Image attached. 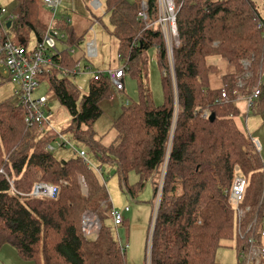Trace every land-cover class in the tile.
I'll return each instance as SVG.
<instances>
[{
	"label": "trees",
	"instance_id": "1",
	"mask_svg": "<svg viewBox=\"0 0 264 264\" xmlns=\"http://www.w3.org/2000/svg\"><path fill=\"white\" fill-rule=\"evenodd\" d=\"M19 1V24L33 29L41 40L48 25L40 18V2ZM157 1L147 0L150 22L157 19ZM175 1L180 35V46L174 50L177 96L162 31L157 25L145 29L138 17L141 0L135 4L105 0L103 16L94 19L104 26V17L109 18L107 32L128 73L138 79L141 97L123 106L112 124L115 133L109 143L104 140L106 134L95 129L104 114L102 103L112 90L107 76L94 75L86 93L72 74L57 70L42 75L40 85L48 82L49 91L70 113L71 121L61 133L98 160L114 163L127 193L139 196L152 181L159 207L151 237V264H216L220 247L235 244L239 253L250 236L261 240L264 224L260 150L235 121L241 102L220 101L224 91L231 99L236 98L235 92L250 94L259 81L264 41L258 26L264 20V6L262 11L256 0ZM54 28L64 32L68 47L57 62L72 69L84 59L76 50L71 52L83 38L68 21L55 23ZM152 47L157 49L163 73L162 105L155 104L144 85L145 55ZM220 59H226L233 72L222 77L221 87L213 88L211 77ZM245 60L251 62L252 76L238 87ZM206 110L215 114L214 120L203 116ZM25 115V106L15 96L0 103V249L12 245L21 259L37 264H128L127 250L122 251L111 229L113 205L98 172L76 152L71 158L57 159L46 148L58 134L48 132L46 126L28 127ZM132 171L139 176L135 184L128 181ZM238 176L246 180V186L236 206L231 192ZM39 182L58 187L57 198L29 197ZM240 210L245 212L241 229ZM86 212L97 215L102 224L97 237L84 235Z\"/></svg>",
	"mask_w": 264,
	"mask_h": 264
},
{
	"label": "rangeland",
	"instance_id": "2",
	"mask_svg": "<svg viewBox=\"0 0 264 264\" xmlns=\"http://www.w3.org/2000/svg\"><path fill=\"white\" fill-rule=\"evenodd\" d=\"M94 0H62L61 5L55 13V21L52 24L54 12L47 6L39 3L40 18L50 27L54 28L55 23L68 21V24L75 29L78 36H82L83 42L79 46L74 45L77 55H86L87 43L97 35L98 56L93 58H87V61L81 60L82 73L72 76V80L81 89L83 93L88 92L89 84L94 75H97L98 70H107L113 66L119 67L121 62L118 59L117 46L110 38L106 28H110V22L108 17H104V26L95 22V18L102 17L104 14V8H95L92 6ZM104 3L105 0H100ZM130 3H138V0H128ZM260 8L263 11L264 0H256ZM0 4L6 7L9 12L17 13L20 10L19 0H0ZM95 32L92 31V28ZM56 29V28H54ZM58 30V29H56ZM61 34L64 32L58 30ZM10 39L17 41L19 36H24L28 42L30 48H32L36 42L37 37L33 29L21 24L13 25L8 29ZM59 51H64L68 47L63 41L57 40ZM145 66L143 70L144 85L150 91L153 101L156 105H162L165 101L164 90L162 85V71L157 60V49L155 47L149 48L145 55ZM245 75L249 74V78L252 76V68L250 63L244 67ZM221 73V68L213 74L214 80L218 79ZM264 74V70L259 72V76ZM258 85V83H257ZM256 85V86H257ZM255 86V87H256ZM18 85H14V82L10 80L6 68L0 64V103L14 97V90ZM35 96H46L48 98V106L50 111L47 112L46 117L50 119V123L55 128L56 132H62L66 130L69 122L71 121L69 111L59 102L57 97L49 91L48 82H42ZM246 96V95H244ZM140 91L138 79L132 74L128 73L125 77V89L121 92L116 91L112 86L111 93L107 99L102 103L104 114L96 122L95 129L101 135L106 134L105 142H110L114 135L112 131V124L115 119L122 112L124 105H130L134 102L140 101ZM260 101V102H259ZM257 103L258 107L254 108L248 113V116L244 114L243 109H240V113L235 117L237 125L246 133L248 137L254 141L259 142V150L262 156L264 164V103L261 97ZM244 107V103H240ZM207 111V110H206ZM211 115V113H210ZM210 115L207 118H210ZM247 118V119H246ZM48 129V126L46 128ZM54 133V131H52ZM51 132V133H52ZM52 133V134H53ZM64 134V133H62ZM69 138V135H65ZM56 145V143H55ZM85 150L92 167L98 172L102 182L105 184L108 196L112 202L114 208L122 212L127 225H121L116 227L112 225V232L116 240L120 242L122 246L129 244V248L126 251L128 264H146L147 263V242L149 237V231L151 227V221L154 215V187L152 181H148L143 191L139 196L132 197L126 192L119 175L117 173V167L114 163H104L96 156L89 152L86 148H83L77 142L71 139V144L67 148H56L52 153L59 159L71 158L76 151ZM139 180V176L136 172L129 173L128 181L130 184H135ZM51 193H55L54 190ZM57 197V194H54ZM129 207V211L125 208ZM258 243L264 247V237ZM235 244L222 246L216 253V264H244L240 259ZM261 264H264V259ZM0 264H37L34 261H25L20 258L17 249L5 244L0 249Z\"/></svg>",
	"mask_w": 264,
	"mask_h": 264
},
{
	"label": "built area",
	"instance_id": "3",
	"mask_svg": "<svg viewBox=\"0 0 264 264\" xmlns=\"http://www.w3.org/2000/svg\"><path fill=\"white\" fill-rule=\"evenodd\" d=\"M40 3L44 4L51 11L54 12L52 24L55 21V13L62 3V0H38ZM158 12L157 19L153 22H150L149 15V4L147 0H141V8L138 13L140 20L145 23V29L152 26H159L164 39L165 50L169 59V67L172 72V78L174 80V90L177 96V88L175 82V59H174V50L180 46V35L177 24V14L178 6L175 0H158ZM92 6L95 8H100L102 2L100 0L92 1ZM22 12L18 11L17 13H11L9 10L0 4V20L2 22V28L0 30V37L4 39L0 42V64H2L8 73L10 80L18 87L14 90V96L25 106L26 115L25 123L28 127H34L36 125L48 126V129L54 131L58 134L57 138L53 143L48 144L47 151L50 153L55 151L56 148H66L71 142L68 138L64 136L61 132H56L55 128L51 125L49 117H46L47 112L50 111L48 106V98L46 96H35L40 85V77L42 75H52L55 70H57L62 75L68 74H80L82 73L81 63L72 69L63 67L57 62V59H60L63 51H59L57 40L63 41L65 35L61 34L58 30L53 27L47 29L41 40H37L36 44L30 48L28 42L20 43L10 39L8 33V23H11L10 28L13 25L19 24L21 20ZM93 32V27L91 28ZM258 29L261 32L262 39L264 41V20L260 22ZM25 40V38H24ZM71 52L75 53V49L71 48ZM86 54L88 58H93V56H98V46H97V35L87 43L86 45ZM118 59L121 62V65L118 67L113 66L107 70H98V75H105L111 81L112 86L116 91L121 92L125 89V77L127 76V64L123 60L122 56L118 54ZM251 62L245 60L243 62L244 67ZM249 78V74L245 73L242 77L239 78L237 85L242 87L245 84V80ZM236 98L231 99L229 94L225 91L222 93L220 101L229 102L237 104L239 102H244L245 110L244 114L248 116V113L251 112L257 101L264 95V74L260 76L258 85L254 87L250 94L244 96L239 95L235 92ZM210 115L209 110L203 113V116L208 117ZM56 143V145H55ZM257 147L259 148V142L255 141ZM77 155L80 156L84 163L91 166V161L88 158V155L85 150L76 151ZM1 172H4L1 169ZM84 188L86 184L84 180L82 181ZM246 186V180L243 177L238 176L235 181L231 192V200L236 206H239L244 189ZM11 188L14 189L11 182ZM55 193H51L53 191ZM16 192V190L14 189ZM59 188L47 183L39 182L36 183L32 192L29 193V197L33 198H57L54 197V194L58 196ZM111 201V200H110ZM159 207V198L157 199L156 204L154 205V215L151 222V231L149 232V244L147 245V263L151 264V237L153 234V228L155 226V220L158 213ZM126 211H129V207L125 208ZM112 221L116 227L121 226L125 218L121 211L114 208L111 212ZM245 216L244 210H240L239 214V223L238 226L241 229V220ZM84 223L82 221V228L84 235L87 237H97L101 230V222L97 215L92 212H86L83 216ZM252 227V226H251ZM238 229V233L242 239L246 238V234ZM264 237V224L261 231V239ZM129 248V244L122 246V251H126ZM240 259L243 260L244 264H260L264 259V247L261 243H258V239L253 235L248 238L247 245L245 249L240 250L239 252Z\"/></svg>",
	"mask_w": 264,
	"mask_h": 264
},
{
	"label": "crops",
	"instance_id": "4",
	"mask_svg": "<svg viewBox=\"0 0 264 264\" xmlns=\"http://www.w3.org/2000/svg\"><path fill=\"white\" fill-rule=\"evenodd\" d=\"M19 11H21L22 12V8L20 7V10ZM18 25V24H17ZM25 37L24 36H19V38H18V40H17V42H20V40H23ZM37 40V39H36ZM25 41H27L26 40V38H25ZM21 43V42H20ZM215 61H218V60H215ZM212 62H214V61H212ZM217 66H218V68L220 69L221 68V73H220V75L218 76V79L217 80H214V78H213V75H212V77H211V84H212V87L213 88H219V87H221L222 86V77L225 75V74H228V73H231V72H233V70H232V67L229 65V63L227 62V60L226 59H220L218 62H217ZM15 85V84H14ZM242 103V102H241ZM244 103V102H243ZM245 105V104H244ZM239 107H240V109H243V110H245V106L244 107H242L241 106V104H239ZM242 110V111H243ZM247 119V118H246Z\"/></svg>",
	"mask_w": 264,
	"mask_h": 264
},
{
	"label": "water",
	"instance_id": "5",
	"mask_svg": "<svg viewBox=\"0 0 264 264\" xmlns=\"http://www.w3.org/2000/svg\"><path fill=\"white\" fill-rule=\"evenodd\" d=\"M10 26H11V23L9 22V23H8V28H10ZM20 42H21V43H24L25 40H24V39H23V40H20ZM214 118H215V114L212 113V114L210 115V120H214ZM83 223H84V220H83Z\"/></svg>",
	"mask_w": 264,
	"mask_h": 264
}]
</instances>
